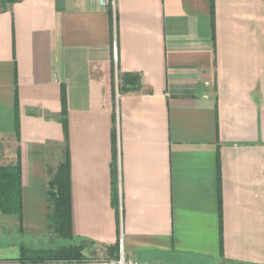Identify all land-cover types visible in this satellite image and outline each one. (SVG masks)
<instances>
[{
    "label": "crops",
    "instance_id": "obj_1",
    "mask_svg": "<svg viewBox=\"0 0 264 264\" xmlns=\"http://www.w3.org/2000/svg\"><path fill=\"white\" fill-rule=\"evenodd\" d=\"M111 1L0 12V165L19 148L22 196L21 218L0 214V264H108L115 244L156 264H264V0ZM124 73L137 91L118 93ZM66 155L84 259L34 260L69 243L47 221Z\"/></svg>",
    "mask_w": 264,
    "mask_h": 264
},
{
    "label": "trees",
    "instance_id": "obj_2",
    "mask_svg": "<svg viewBox=\"0 0 264 264\" xmlns=\"http://www.w3.org/2000/svg\"><path fill=\"white\" fill-rule=\"evenodd\" d=\"M21 0H0V12L6 6ZM110 16L111 10H109ZM113 90L115 87L113 71L111 73ZM117 90L119 94L137 91L140 84V77L136 74L124 73L117 76ZM61 105L63 113V126H65V91L61 87ZM17 128V138H18ZM113 145L115 146V133L112 134ZM48 227L59 238L69 242L66 246L53 250L34 251V260H83L82 247L73 244L70 211V189H69V165L68 157L61 163L56 172L51 176L47 190ZM0 214H13L21 218L22 196H21V165L19 148L16 150V161L12 165H0ZM118 244L111 246L112 258L118 256Z\"/></svg>",
    "mask_w": 264,
    "mask_h": 264
},
{
    "label": "built area",
    "instance_id": "obj_3",
    "mask_svg": "<svg viewBox=\"0 0 264 264\" xmlns=\"http://www.w3.org/2000/svg\"><path fill=\"white\" fill-rule=\"evenodd\" d=\"M105 4L107 5V3ZM110 4L113 5V0L110 2ZM108 264H156V263L140 261L136 259H128L124 256V253L121 248L119 249L117 258L111 261H108Z\"/></svg>",
    "mask_w": 264,
    "mask_h": 264
},
{
    "label": "rangeland",
    "instance_id": "obj_4",
    "mask_svg": "<svg viewBox=\"0 0 264 264\" xmlns=\"http://www.w3.org/2000/svg\"><path fill=\"white\" fill-rule=\"evenodd\" d=\"M115 82H116V79H115ZM117 82H118V80H117ZM116 84V83H115ZM71 243H73V244H76V245H79V246H81V247H83V246H85L86 244L85 243H83V242H81V241H73V242H71ZM118 252H119V249H118Z\"/></svg>",
    "mask_w": 264,
    "mask_h": 264
}]
</instances>
